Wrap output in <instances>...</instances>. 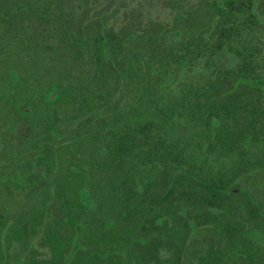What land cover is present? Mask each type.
I'll use <instances>...</instances> for the list:
<instances>
[{"label":"trees","instance_id":"16d2710c","mask_svg":"<svg viewBox=\"0 0 264 264\" xmlns=\"http://www.w3.org/2000/svg\"><path fill=\"white\" fill-rule=\"evenodd\" d=\"M0 0V264H264V0Z\"/></svg>","mask_w":264,"mask_h":264},{"label":"rangeland","instance_id":"374dc122","mask_svg":"<svg viewBox=\"0 0 264 264\" xmlns=\"http://www.w3.org/2000/svg\"><path fill=\"white\" fill-rule=\"evenodd\" d=\"M141 3L145 10L144 13L149 17L162 19L169 13L165 0H143Z\"/></svg>","mask_w":264,"mask_h":264}]
</instances>
